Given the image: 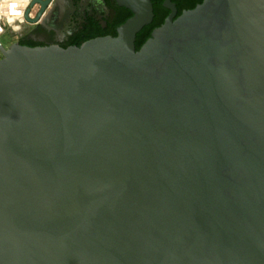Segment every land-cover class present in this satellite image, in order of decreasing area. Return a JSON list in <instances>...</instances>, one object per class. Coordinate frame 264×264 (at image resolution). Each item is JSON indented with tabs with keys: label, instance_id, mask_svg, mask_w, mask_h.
<instances>
[{
	"label": "water",
	"instance_id": "1",
	"mask_svg": "<svg viewBox=\"0 0 264 264\" xmlns=\"http://www.w3.org/2000/svg\"><path fill=\"white\" fill-rule=\"evenodd\" d=\"M115 2V37L0 44V264H264V0H165L139 50L152 0Z\"/></svg>",
	"mask_w": 264,
	"mask_h": 264
},
{
	"label": "flooded vegetation",
	"instance_id": "2",
	"mask_svg": "<svg viewBox=\"0 0 264 264\" xmlns=\"http://www.w3.org/2000/svg\"><path fill=\"white\" fill-rule=\"evenodd\" d=\"M173 2L176 4L178 17L183 11L194 9L202 0H195L194 7L181 0ZM52 8L53 17L23 25L21 44L31 47L58 45L67 48L95 38L115 37L122 9H125L119 7L115 0H105V4L101 0H50L47 9ZM40 9L41 3L38 2L32 8L34 15ZM86 38L90 39L84 40Z\"/></svg>",
	"mask_w": 264,
	"mask_h": 264
},
{
	"label": "built area",
	"instance_id": "3",
	"mask_svg": "<svg viewBox=\"0 0 264 264\" xmlns=\"http://www.w3.org/2000/svg\"><path fill=\"white\" fill-rule=\"evenodd\" d=\"M32 0H0V39L7 32L12 35V42L8 49L15 43H19L23 37L22 27L26 23L25 14ZM33 17V14H30Z\"/></svg>",
	"mask_w": 264,
	"mask_h": 264
},
{
	"label": "trees",
	"instance_id": "4",
	"mask_svg": "<svg viewBox=\"0 0 264 264\" xmlns=\"http://www.w3.org/2000/svg\"><path fill=\"white\" fill-rule=\"evenodd\" d=\"M165 0H152L153 7H154V20L151 25L146 26L138 35L136 39V50H139L141 46L146 42L147 39L150 38L152 31L161 26L164 23L165 17L169 14V12L163 7V2ZM173 1H179V0H173ZM185 4L190 5L191 7H194L195 0H181ZM132 16V13L127 9H122V14L120 21L118 22V25H122L126 22L129 17ZM90 38H86L84 40H87ZM81 44H78L80 46Z\"/></svg>",
	"mask_w": 264,
	"mask_h": 264
},
{
	"label": "rangeland",
	"instance_id": "5",
	"mask_svg": "<svg viewBox=\"0 0 264 264\" xmlns=\"http://www.w3.org/2000/svg\"><path fill=\"white\" fill-rule=\"evenodd\" d=\"M13 38H12V35L11 33L7 32L6 34H4L1 39H0V42L2 43V45L4 47H8L9 44L12 42ZM1 53H0V59H1Z\"/></svg>",
	"mask_w": 264,
	"mask_h": 264
}]
</instances>
